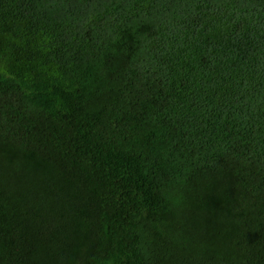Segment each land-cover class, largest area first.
I'll return each mask as SVG.
<instances>
[{
  "label": "trees",
  "instance_id": "obj_1",
  "mask_svg": "<svg viewBox=\"0 0 264 264\" xmlns=\"http://www.w3.org/2000/svg\"><path fill=\"white\" fill-rule=\"evenodd\" d=\"M0 264H264V0H0Z\"/></svg>",
  "mask_w": 264,
  "mask_h": 264
}]
</instances>
